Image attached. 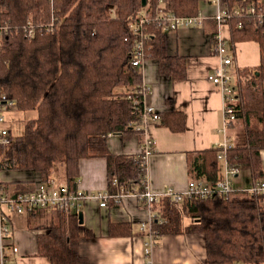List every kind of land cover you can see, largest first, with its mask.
<instances>
[{"label":"trees","instance_id":"16d2710c","mask_svg":"<svg viewBox=\"0 0 264 264\" xmlns=\"http://www.w3.org/2000/svg\"><path fill=\"white\" fill-rule=\"evenodd\" d=\"M202 1L147 0L142 7L141 0H0V23L10 27L0 38V92L14 100L16 111L34 113L24 121L22 134L0 147V169L31 172L40 181L55 177L71 187L81 160L104 158L110 193L121 187L141 189L138 157L112 154L108 148L111 136L126 141L139 135L133 126L139 115L133 100L141 98L142 77L131 65L137 39L128 24L138 16L153 19L160 10L193 16ZM263 2L225 0L230 10L252 4L256 12ZM255 22V15L234 16L228 22L231 43L251 40L259 46V65L237 70L241 77L249 72L252 77L234 84L235 97L228 105L240 134L225 152L226 163L250 181L264 178V18L260 26ZM28 23L35 25L31 38L24 35ZM146 30L145 59L155 60L161 75L183 79L184 58L166 54L167 38L159 26L151 23ZM158 124L173 133L185 129L180 112L161 114ZM220 151L213 147L192 154L189 179L215 187L221 179ZM58 170L61 178L54 175ZM2 186L8 194L35 188L27 182ZM42 211L28 215L29 227L42 231L36 238L37 254L50 264H89L77 251L78 240L91 236L78 215L52 212L43 217ZM153 211L159 220L152 228L155 238L201 235L206 264H264L261 198L242 191L185 198L179 204L163 198ZM128 229L110 225L109 236Z\"/></svg>","mask_w":264,"mask_h":264},{"label":"crops","instance_id":"0c3cea01","mask_svg":"<svg viewBox=\"0 0 264 264\" xmlns=\"http://www.w3.org/2000/svg\"><path fill=\"white\" fill-rule=\"evenodd\" d=\"M204 11L209 19L203 27L181 28L165 33L168 56H180L185 62V77L180 80L161 75L157 62L146 59L139 73L145 87V103L161 115L180 112L185 129L173 133L156 123L149 126L153 153L149 165V179L154 190L172 187L183 191L190 180L192 154L234 142L240 130L231 121L223 125L226 97H235L236 90L225 94L208 81L219 63L213 51L214 36L219 33L227 45V53L233 58V68L256 69L260 62L259 46L255 41L231 43L229 26H218L212 18L216 6L209 0L200 3L198 11ZM172 101V104H167ZM140 135L122 141L114 135L108 139L112 154L139 155ZM264 171V151L260 153ZM222 174V164L220 162ZM80 187L87 191H105L106 161L104 158L83 159L79 163ZM236 178V179H235ZM232 181L235 191H243L250 185V177L239 173ZM203 180V179H202ZM60 181V180H59ZM3 185L13 182H38L36 174L26 171H2ZM242 191V192H243ZM53 211L43 210V217ZM82 224L91 236L78 240L77 251L89 264H206L204 239L197 234L163 235L154 239L147 252V234L141 231L149 218L147 209L133 196L125 197L118 205L110 203L101 208L94 200H88L81 208ZM28 215L10 216L12 236L18 254L10 257L12 264H50L46 257L37 254V237L42 232L28 225ZM110 225H126L127 233L109 236ZM234 264H243L236 262Z\"/></svg>","mask_w":264,"mask_h":264},{"label":"built area","instance_id":"2783aa9c","mask_svg":"<svg viewBox=\"0 0 264 264\" xmlns=\"http://www.w3.org/2000/svg\"><path fill=\"white\" fill-rule=\"evenodd\" d=\"M161 2V1H159ZM216 6V12L212 16L218 26H228V22L234 16H256L255 24L262 25L264 18V2L256 12V6L252 4L241 5L230 10L225 0H209ZM209 19L208 15L199 10L193 16L180 17L167 12L159 11L158 15L150 19L148 17L138 16L136 19L129 22L128 27L134 37L137 39L134 43L135 53L131 60L132 67L140 70L145 62L144 43L149 38L147 27L154 23L159 26L164 33L176 31L181 28L203 27L205 21ZM53 24H50L51 28ZM24 35L26 38H31L35 32V25L28 23L24 26ZM10 30L6 23H0V38ZM213 51L219 58V63L213 72L208 75V81L218 87L221 92L229 94L233 91V86L237 82L243 81L246 78L241 77L237 70L233 68V58L227 53V45L221 34L217 33L214 36ZM145 87L140 84L139 93L141 98L133 100L136 110L139 112L138 120L133 124L134 129L141 137L139 144L138 160L142 169L141 189H124L119 188L116 193H110L108 189L105 191H89V193L80 187V180L75 178L72 186L60 182L57 178L51 177L45 181H40L34 185L35 188L31 192L8 194L3 190L1 182L0 169V264H12L10 257L18 254V247L15 244L12 236V228L9 223L10 216H25L30 215L36 210H48L58 212L60 214L78 215L82 206L88 200L96 201L101 208L107 207L110 203L118 205L127 196H133L141 203L149 212V218L141 224V231L147 234V247L149 252L154 244L155 234L153 232V224L159 222L155 218L153 207L163 198H168L175 203H181L185 198L192 197H208L215 194L228 196L235 191L232 181L239 174L238 170L228 168L225 152L231 147V143H225L221 146L220 153L217 159L222 163L221 179L215 187L211 188L201 180H189L183 191L176 192L172 187H167L161 190H154L151 187L149 177V163L153 153L152 139L149 134V126L152 123L159 122L160 115L154 108L147 105L144 100ZM229 103L224 107L223 125L235 119V114L232 107L228 106L232 102V97H226ZM16 111V105L8 95L0 92V147L9 146L12 142V135L8 128L6 114ZM116 185V180L113 181ZM243 191V189L241 190ZM249 198H261L264 200V178L252 179L250 185L243 191Z\"/></svg>","mask_w":264,"mask_h":264},{"label":"rangeland","instance_id":"374dc122","mask_svg":"<svg viewBox=\"0 0 264 264\" xmlns=\"http://www.w3.org/2000/svg\"><path fill=\"white\" fill-rule=\"evenodd\" d=\"M245 77L246 79L241 82H246L247 78L250 79V77H252L251 72H249V74H247V76ZM33 116H34L33 112L26 114V113H22L19 111H12V112L7 113L6 118L8 122V128L11 132L12 137H17L21 135L23 132L24 121L28 119V117H33ZM60 174L61 172L60 170H58V172H56L54 175L58 178H61Z\"/></svg>","mask_w":264,"mask_h":264},{"label":"water","instance_id":"95a60500","mask_svg":"<svg viewBox=\"0 0 264 264\" xmlns=\"http://www.w3.org/2000/svg\"><path fill=\"white\" fill-rule=\"evenodd\" d=\"M146 3H147V0H141V6L142 7H145ZM78 219H79V223L82 224L83 220H82V214L81 213L78 214Z\"/></svg>","mask_w":264,"mask_h":264}]
</instances>
